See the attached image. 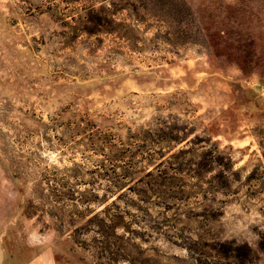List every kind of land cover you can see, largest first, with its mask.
<instances>
[{
  "label": "rangeland",
  "instance_id": "1",
  "mask_svg": "<svg viewBox=\"0 0 264 264\" xmlns=\"http://www.w3.org/2000/svg\"><path fill=\"white\" fill-rule=\"evenodd\" d=\"M70 1L0 0V232L50 246L57 264H93L67 232V195L54 194L112 195L96 138L161 119L228 152L233 173L216 196L206 174L145 238L165 264L187 256L169 240L189 237L247 244V264H264V0ZM90 4L121 24L87 33Z\"/></svg>",
  "mask_w": 264,
  "mask_h": 264
},
{
  "label": "trees",
  "instance_id": "2",
  "mask_svg": "<svg viewBox=\"0 0 264 264\" xmlns=\"http://www.w3.org/2000/svg\"><path fill=\"white\" fill-rule=\"evenodd\" d=\"M83 20L85 31L93 34L111 33L121 24L103 4H90L85 8ZM179 129L182 128L176 123L172 125L160 119L154 128L141 127L125 139L101 131L96 140L104 160L111 163V168L107 169L110 175L107 174L106 179L113 181L117 190L110 196L101 197H80L71 190L67 194H54L56 199L67 195L71 206L67 214V232L75 244L90 252L93 264H165L160 249L145 238L146 222L152 229H159L161 218H166L167 211L177 210L183 198L189 195V190L195 192V189L203 188L206 174H210L208 183L214 196L223 194L230 187V175L233 173L231 155L215 143L200 145L209 142L208 139L197 135L188 138L179 134ZM143 161L146 163L139 172H144L146 165L153 168L136 179V164ZM180 178H187L184 181L188 184L179 182ZM139 183L144 187L134 191ZM188 185L190 188L187 190L185 187ZM129 192L137 197L129 199L133 206L123 201ZM92 204L98 207L92 208ZM172 214L168 215L170 221L174 220ZM76 217L79 218L78 223L74 222ZM152 222L157 225L155 228ZM169 242L187 253L186 257L170 255L169 260L175 264H247L252 259L250 247L233 240L189 237L182 242ZM259 247L264 252L263 239Z\"/></svg>",
  "mask_w": 264,
  "mask_h": 264
},
{
  "label": "crops",
  "instance_id": "3",
  "mask_svg": "<svg viewBox=\"0 0 264 264\" xmlns=\"http://www.w3.org/2000/svg\"><path fill=\"white\" fill-rule=\"evenodd\" d=\"M0 264H57L50 246H40L30 240L23 245L22 239L10 238L7 231L0 232Z\"/></svg>",
  "mask_w": 264,
  "mask_h": 264
}]
</instances>
